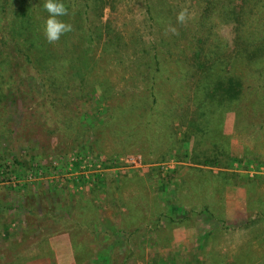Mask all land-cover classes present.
Returning a JSON list of instances; mask_svg holds the SVG:
<instances>
[{"label": "rangeland", "instance_id": "obj_1", "mask_svg": "<svg viewBox=\"0 0 264 264\" xmlns=\"http://www.w3.org/2000/svg\"><path fill=\"white\" fill-rule=\"evenodd\" d=\"M63 2L49 43L44 0H0V264H264V0ZM201 49L244 80L203 122Z\"/></svg>", "mask_w": 264, "mask_h": 264}, {"label": "trees", "instance_id": "obj_2", "mask_svg": "<svg viewBox=\"0 0 264 264\" xmlns=\"http://www.w3.org/2000/svg\"><path fill=\"white\" fill-rule=\"evenodd\" d=\"M251 0H243V3H249ZM260 1V0H259ZM68 7V6H67ZM151 8V5H149V9ZM69 10V9H68ZM164 16V13L161 11H157L152 16L155 20L158 16ZM67 16V15H66ZM66 16H63L62 18L65 20ZM68 40V39H66ZM112 36H110V31L106 32V38L102 41V48L105 50H108L109 46H111L113 43ZM115 44L118 43L114 40ZM64 47L61 50V52L58 53H67L70 54L69 56H72L74 53V49L71 47V45L64 43ZM140 51V49L138 50ZM142 51L146 52V49H142ZM142 52V53H144ZM149 54L150 61L147 62L146 67V76L150 77V80H152V85L155 84L158 80V75L162 72H164V59L163 55L164 53H159L157 50H154ZM201 54L205 55V59H202L197 67H198V75L194 76L193 78L196 79V82L194 84V94H195V105L197 109V116L199 117V122H203V118L205 116L204 111L209 106H213L216 109H219L223 106H229L231 103L236 102L242 97V91L244 88V80L242 76L236 74L234 72L235 63H231L228 61V59H222L223 62H221L220 58H212V53H202V49L197 52V55L200 56ZM70 58V57H69ZM64 65H61L59 67L54 66H47L43 67V69H38L39 71H45L48 73L47 79L52 80L53 84L56 86L57 92H61L64 89H68L69 85L63 80L62 75L65 70ZM166 69V66H165ZM61 71V72H58ZM54 72H56V75H52ZM60 73V74H59ZM185 75V73H181V71L178 73L177 76ZM187 75V74H186ZM89 72L87 74L80 76L81 83L86 82L88 79ZM60 77V84H58ZM182 78V77H181ZM180 78V79H181ZM180 81V80H179ZM157 84V83H156ZM154 89L150 88L149 91V97L152 96L153 98V92ZM108 89L106 90L107 95ZM152 94V95H151ZM142 98V97H141ZM150 104V103H149ZM152 109V110H151ZM150 110L152 112H150ZM208 111V110H207ZM210 114V111H208ZM144 116V117H143ZM140 118H143L144 121L139 122L138 129H141L143 127L147 128L151 124H157L158 121L157 113L154 111L153 107H146L144 108V113L141 115ZM210 118V117H209ZM150 119H152L150 121ZM209 120V119H208ZM153 121V123H152ZM166 127V124L164 123L163 128ZM207 157V156H205ZM219 157L211 158L207 157L204 161L206 165H220L223 164L222 161L219 160Z\"/></svg>", "mask_w": 264, "mask_h": 264}, {"label": "clouds", "instance_id": "obj_3", "mask_svg": "<svg viewBox=\"0 0 264 264\" xmlns=\"http://www.w3.org/2000/svg\"><path fill=\"white\" fill-rule=\"evenodd\" d=\"M43 7L48 12V17L44 22V34L49 43L57 41L62 34L71 31V24L60 19V17L68 14V9L65 7L63 0H44ZM185 12L181 11L177 20L183 22ZM175 31V29H172Z\"/></svg>", "mask_w": 264, "mask_h": 264}]
</instances>
